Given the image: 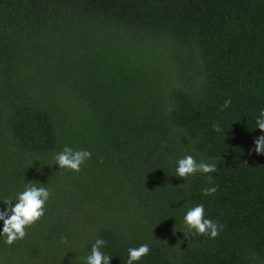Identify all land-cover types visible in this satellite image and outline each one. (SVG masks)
<instances>
[{"label": "trees", "instance_id": "obj_1", "mask_svg": "<svg viewBox=\"0 0 264 264\" xmlns=\"http://www.w3.org/2000/svg\"><path fill=\"white\" fill-rule=\"evenodd\" d=\"M261 110L264 0H0V209L52 193L0 264H86L96 239L110 264L144 243L134 264H264ZM65 146L92 153L78 173ZM185 155L217 171L182 180ZM198 204L214 239L185 225Z\"/></svg>", "mask_w": 264, "mask_h": 264}, {"label": "clouds", "instance_id": "obj_2", "mask_svg": "<svg viewBox=\"0 0 264 264\" xmlns=\"http://www.w3.org/2000/svg\"><path fill=\"white\" fill-rule=\"evenodd\" d=\"M231 100H226L223 108L229 107ZM222 108V110H223ZM256 127L261 133H264V110H261L256 118ZM216 132L221 131L219 124L214 126ZM254 148L250 150L257 155L264 154V135H260L254 139ZM92 153L87 150H73L71 147L65 146L63 150L53 156L55 165L59 169H67L74 173L81 170V166L89 159ZM102 162V161H101ZM217 171V166L214 163L205 161H197L192 155H185L177 161L176 173L182 180L187 179L197 173L210 174ZM209 183H212V177L208 176ZM217 191L215 186L205 188L204 195H211ZM52 195L47 185L41 184L38 181H29L24 189L17 193L15 202L12 199H7L3 204L6 207L0 209V221L3 222V229L0 236H4L5 243L9 246L13 245L18 240H23L28 234L26 229L40 221L45 216L46 204ZM185 225L189 229H194L198 235H208L210 238H216L223 226L218 222L205 217L203 204H198L187 210L184 216ZM60 242L67 244L66 237H61ZM106 241L96 239L91 248L90 254L86 257V264H110L111 256L105 254L103 248ZM150 252V245L147 243L141 244L139 247L128 249L127 264H134L142 260Z\"/></svg>", "mask_w": 264, "mask_h": 264}]
</instances>
